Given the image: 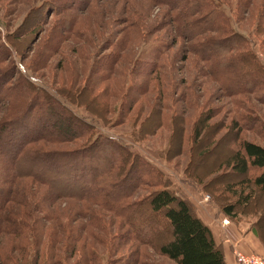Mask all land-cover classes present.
<instances>
[{
	"label": "rangeland",
	"instance_id": "374dc122",
	"mask_svg": "<svg viewBox=\"0 0 264 264\" xmlns=\"http://www.w3.org/2000/svg\"><path fill=\"white\" fill-rule=\"evenodd\" d=\"M214 2L239 38L227 60L251 61L230 76L256 68L255 78H220L209 66L222 56L215 42L228 38L222 25L183 38L167 0H0V127L22 79L51 93H74L81 105L65 102L73 114L158 169L174 194L198 203L201 188L220 208L233 206L230 224L251 226L264 256V197L246 181L256 171L238 177L227 167L243 141L264 146V0ZM156 49L162 51L158 59ZM140 86L145 91L139 95ZM43 97L25 106L41 116L34 128H42L43 138L27 145L17 163L19 172L32 171L14 184L11 169L0 171V264H176L158 251L170 236L162 213L148 210L147 196L157 188L145 178L150 168L129 166L127 157L124 169L113 145L99 147L98 141L85 148L87 135L50 142L63 113ZM10 141L18 145L19 139ZM88 150L96 155L90 167L98 177L76 185L116 194L135 180L123 215L77 197L79 187L74 197L50 185L63 188L67 181H56L47 163ZM113 173L122 181L112 180Z\"/></svg>",
	"mask_w": 264,
	"mask_h": 264
},
{
	"label": "trees",
	"instance_id": "16d2710c",
	"mask_svg": "<svg viewBox=\"0 0 264 264\" xmlns=\"http://www.w3.org/2000/svg\"><path fill=\"white\" fill-rule=\"evenodd\" d=\"M167 1L170 3L169 6H173V8H175L173 10V18L179 24V35L183 38H191L195 32L203 33L214 30L216 23H220L222 25L224 32L228 35V38L215 42V44L221 48L222 56L209 66L213 71L216 68L219 70L220 78L223 79L225 77L227 82L232 83L239 78L245 77L253 79L256 77L259 73L256 68L252 69L251 71L253 72L250 73H248L249 71L244 70V72H241L238 75L231 74L230 76L229 73L231 72V69H238L239 66L250 67L251 61L247 59L249 60L248 62L245 59L236 57L233 59H236V61H232V59H230V62L229 59L227 60V57H229L228 50L232 46L236 47L239 45V38L230 29L228 18L217 8L214 0H189L188 5H182V7H179L178 9L176 8V6L179 5L177 4V0ZM199 15L204 18L202 22L199 21V18L197 17ZM161 53L162 51L160 49H156L155 56L157 59ZM2 57H4L3 53L2 56L0 55V59ZM117 60L118 58H116V61ZM156 66L157 62L153 61L152 69ZM220 72L228 74L230 77L221 75ZM30 82L31 83L22 79L21 83L14 89L15 95L14 97H11V105L9 106L10 110L6 114L8 119L3 121L1 124L2 126L0 127V162L2 164V166H0V171L11 169L10 178L13 184L17 182L16 180L28 176L29 172L32 171L27 169L25 172H19L18 170L17 163L21 159L27 145L31 143L34 144V141L43 138L42 132H40L42 128H34L36 126L34 120H40L39 117L41 116L36 115V111H32V106H30L29 109L25 108V106L30 103L35 106L37 102L36 100L39 96L44 95L43 98H45L46 101L51 99V102L54 103L63 113V118H57V123L54 124L56 126V132L49 136L52 139L50 142L60 144L72 137H85L87 135L90 142L85 145V148L92 147L93 144L98 141L100 144L99 147L102 145H105V147H111V145H113V148L116 149V155H120L122 158L120 166L124 167V169L126 168L125 159L127 157L130 158V162L127 161L129 166L131 164L137 166L139 165V167L145 165L150 168L151 172H148L145 178L148 179L150 185L157 186V188L149 192L147 196L146 203L148 205V210L155 214L162 213L165 224L169 229L170 236L166 242L161 243L158 247V251L162 256L176 264H226L221 247L216 244L210 228L196 215L193 204L189 199L174 194L170 189L169 184H166L165 180H163L162 174L158 169L153 168V166L147 161H144L143 158H138L137 154L133 153L130 148L125 147L122 143L113 139L114 137L97 132V128L95 129L94 124L85 122L73 114L65 102L80 106V99H78V96H74V93L70 92L67 94H60L57 90H55V93H51L46 88L35 85L31 78ZM254 83V81L251 82L250 86L253 87ZM136 91L139 95L144 93V86H140L139 88L137 87ZM136 100L137 99H135V101ZM46 109L50 111L48 108ZM85 109L88 110L87 107H85ZM209 119L210 117L202 119L201 124H206ZM27 121H30L31 123L29 122V124H27ZM75 124L82 126L85 125L87 128L79 131L75 128ZM31 135L35 136L29 137ZM27 138L28 140L26 141ZM11 139H19L18 145L11 142ZM55 150L60 152L57 148ZM99 150L102 149L99 148ZM88 153L89 150L85 154L80 153L81 156H79L78 151H76L75 154L65 153L64 156L70 154L69 158H66V160H62V162L57 164L53 161H50L49 164L47 163L49 174L52 173L55 178L62 176L67 181L66 183H63V188H56L54 184L50 183L55 191H59V189H61L64 193H67V196L71 195L76 197L77 194L75 187H79L76 183H83L87 177H98L96 170L91 169L90 167L96 159V155H89ZM71 155H76L79 158ZM31 156L33 157V154L30 155V157ZM227 167L235 176L238 177L246 176L250 170L256 171L254 176L250 178V180L246 181H249L264 197L263 145L250 141H243L238 149H236L229 157ZM116 174L114 175L113 173L111 179L122 181V179L119 180L117 178ZM77 177H80V180H78ZM56 181L60 180L57 179ZM109 181L105 182V184L110 187L112 185L111 180ZM133 182L134 184L130 181H125V183L121 186V190L116 194H110L108 191L102 192L92 188L88 189L86 187H79L77 189L79 190V192L77 191L79 196L77 197H83L84 199L87 198L89 201L96 203V205H99L101 208L111 212L115 216H121L125 211H127L129 205L126 204V200L136 187L135 180H133ZM68 187L74 189L70 190ZM197 188L199 187L197 186ZM198 191L203 194H207L201 188H199ZM250 195V193H247L245 196L241 197L240 200L243 201V203H246ZM6 200H8V198H4V201ZM207 204L209 206L212 204L211 206L216 210L217 214H223L230 220L235 218L233 206L228 205L222 209L211 196ZM145 228H147L146 225ZM134 234L137 235V231H135ZM73 241L74 242L71 246L75 249L77 237H73Z\"/></svg>",
	"mask_w": 264,
	"mask_h": 264
},
{
	"label": "crops",
	"instance_id": "0c3cea01",
	"mask_svg": "<svg viewBox=\"0 0 264 264\" xmlns=\"http://www.w3.org/2000/svg\"><path fill=\"white\" fill-rule=\"evenodd\" d=\"M188 199L193 204L196 215L210 228L216 244L223 251L226 264H235V250L255 254L262 253L256 248L259 245V240H257L251 226H246L243 229L234 222L221 226L220 219L224 216L223 214H217L211 205L208 207L202 206L192 198L189 197Z\"/></svg>",
	"mask_w": 264,
	"mask_h": 264
},
{
	"label": "built area",
	"instance_id": "2783aa9c",
	"mask_svg": "<svg viewBox=\"0 0 264 264\" xmlns=\"http://www.w3.org/2000/svg\"><path fill=\"white\" fill-rule=\"evenodd\" d=\"M185 192V191H184ZM198 203L202 206L208 207V202L210 196L208 194L198 195ZM221 226H226L230 224L227 217L223 216L220 219ZM235 264H264V256L255 253H247L240 250H235L234 252Z\"/></svg>",
	"mask_w": 264,
	"mask_h": 264
}]
</instances>
